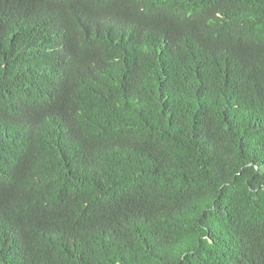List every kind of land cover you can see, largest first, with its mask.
Masks as SVG:
<instances>
[{"label":"trees","instance_id":"1","mask_svg":"<svg viewBox=\"0 0 264 264\" xmlns=\"http://www.w3.org/2000/svg\"><path fill=\"white\" fill-rule=\"evenodd\" d=\"M0 264H264V0H0Z\"/></svg>","mask_w":264,"mask_h":264}]
</instances>
